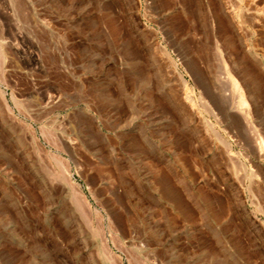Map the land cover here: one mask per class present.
<instances>
[{
    "label": "rangeland",
    "instance_id": "rangeland-1",
    "mask_svg": "<svg viewBox=\"0 0 264 264\" xmlns=\"http://www.w3.org/2000/svg\"><path fill=\"white\" fill-rule=\"evenodd\" d=\"M221 4L256 65L247 75L255 128L224 86L219 51L209 69L200 58L203 31L174 28L177 15L194 17L192 6L212 20ZM159 13L189 36L181 52L199 56L198 81L180 64L194 102L148 55L154 38L167 44ZM218 34L210 37L221 44ZM0 45V264H114L48 152L69 159L124 264H264V151L254 130L264 136V0H0Z\"/></svg>",
    "mask_w": 264,
    "mask_h": 264
},
{
    "label": "bare ground",
    "instance_id": "bare-ground-1",
    "mask_svg": "<svg viewBox=\"0 0 264 264\" xmlns=\"http://www.w3.org/2000/svg\"><path fill=\"white\" fill-rule=\"evenodd\" d=\"M193 5H194V3H193ZM153 7L157 8V6L155 4ZM192 7H195V9H196L199 6H197V7L192 6ZM192 7H190V8L192 9ZM195 9L189 12V13H193L192 15H194L195 18L193 16L192 17L194 18V20H190L191 14H190V18L188 16L189 14L184 15L185 17H181L182 13L180 14L179 17L177 15V19H176L177 20V27H174V28L177 29L176 31L179 32L178 33L179 35H180V33H182L181 36L183 35V33L185 31L187 32V31H190L191 29L196 30V28H197V30L203 31L204 36H205V38H203V39H205V42L203 41V47L201 48V51H199V48H197L198 49L197 51L201 52V54H199L200 58L205 59V64H206L207 68L209 69L211 67L210 62L212 60V55L214 54V53H212V49L216 48V50L219 51L217 54L216 53L215 54L219 60V64L221 65L220 67L222 68L221 72L223 73L222 75L224 77V86L226 87L227 90H229V91L232 90L233 92H235V94L237 95L236 98L237 97L239 98L238 100L240 102L239 104L241 106L242 113H244V115L246 116V119L249 121L251 126L253 128H255L253 125L252 118H251V113L254 110L258 111V109H256L257 107L254 106V109L252 110L251 105L249 104V100L250 99L253 100L255 90H253L254 88L251 89L250 86H248L249 81L247 82V79H248L247 75L250 73V72L248 73L249 69L252 70L251 68L253 67L252 71H254V66H256V65H254V63L251 65H250V63L247 64L248 62L246 63V60L243 59V56H242V53L240 50V45L238 43L241 41V35L239 34V30H238L240 28V23L235 19V16H233L227 10L225 5H223V4H221V6H220L221 13L218 14L219 17L217 15H215L218 17V20L215 18V16L213 17L214 19L211 20L209 18V16L207 15L208 13L198 12ZM187 13L188 12H185V14H187ZM158 15H159L158 23L160 25V29L162 30V32L164 34L165 41L167 44H163L158 38H154V40L149 45L148 55L150 54L151 57L153 56L156 63L161 62L170 68L171 73H173L175 75L176 80L179 82L178 85H180L182 93H184L189 99H191L194 102V100H195L194 94L196 93V91L192 86H190V82H189L185 72L181 69L180 64L183 63L186 66V68L189 70V72L191 73L193 78H195V80H196L197 73H198L197 70L198 69H199V71L201 70L200 69L201 67L198 63L199 62L198 58H197L198 55L189 54V56L191 55L190 57L185 56L184 55L185 53L181 52L182 48L180 49L179 43L181 41L184 42L185 41L184 39H187V37L189 39V36L187 35L186 38H184V37L179 38L181 36H178L177 33H175L176 31L174 32L172 27L170 25H168L164 19L160 18L162 16V14L159 13ZM193 18H191V19H193ZM150 29L155 36H158L159 30L157 28L150 27ZM180 31H182V32H180ZM217 31H221L222 34L224 33L222 37L220 36L221 37V39H220L221 44H218V42L214 43L210 37L211 33H216V35L218 33L221 34V32H217ZM191 38H190V40H191L190 42L192 43V41H195V40H193ZM187 43H189V42H187ZM212 43L215 44V47L213 46ZM185 44L186 43H184V45ZM192 44H194V43H192ZM184 45H182V46H184ZM196 47H197V45H196ZM220 47L224 48V53L220 50ZM174 52L177 53V56L174 55ZM1 53H2V47L0 45V59L2 56ZM144 59L146 60V56L144 57ZM142 62H143V59H142ZM142 62H139V63H142ZM144 62H146V61H144ZM146 63H148V62H146ZM165 65H163V66H165ZM198 65L200 68L198 67ZM159 66H158V68H159ZM0 68H1V65H0ZM202 71L199 72V74L202 73ZM256 72L258 73V71H256ZM259 75H260V73H259ZM259 75H257V77H254V78L257 79ZM263 79H260V81H262ZM249 80H250V78H249ZM196 81H198V80H196ZM197 84H198V82H197ZM203 90L205 92L208 89L205 90V88H203ZM1 101L6 106V108H8V110L11 113H13V108L9 105L8 101L6 99H4L3 97L1 98ZM213 103H214L215 107L217 108L219 114H222V110H220V108L218 107L217 102L213 101ZM231 117H232V119L235 118L233 115H231ZM23 123H24L23 129H24L25 133L27 134V136L30 137L31 141L34 144V147L35 148L38 147L37 142L39 141V137L36 134L34 126L32 124L27 123V122H23ZM207 123L209 125H211L212 128H214V124L211 120L208 119ZM254 130L257 131L258 150H259V152H263L264 151V136L258 134L257 129H254ZM216 133L221 138V140L223 141L225 146L230 150L231 149V143L226 138H224L223 135L220 134L218 131H216ZM56 146L58 147V149L64 148L58 144H56ZM48 153L51 155L55 164L59 168H61V170L63 172L64 180L61 181L63 183V188H65V190L67 189L68 192L72 193V196L74 198V201H75L77 208L81 211V213L85 216V218H89V219L93 220L96 223V226L99 228V231L103 232L104 250L107 253V255L111 258V260L114 264H124L123 257L120 254L113 253L109 244L107 243L108 242L107 237L105 236L106 235V231H105V221L106 220H105L104 214L101 211H99L98 209L94 210L91 207V205L87 201V198H86L85 194L83 193V191L80 189L78 184L73 181L72 170H71L72 165H71V162L69 161V159L67 157H64L61 154H56V153L51 154L50 152H48ZM259 168L261 169V166ZM108 228L113 229V222L112 221L110 222ZM123 250H125V249H123Z\"/></svg>",
    "mask_w": 264,
    "mask_h": 264
}]
</instances>
